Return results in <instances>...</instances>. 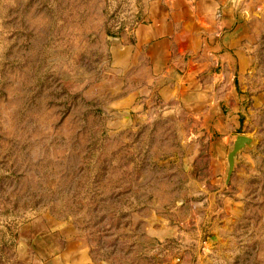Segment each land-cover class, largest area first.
Returning a JSON list of instances; mask_svg holds the SVG:
<instances>
[{"label": "rangeland", "instance_id": "374dc122", "mask_svg": "<svg viewBox=\"0 0 264 264\" xmlns=\"http://www.w3.org/2000/svg\"><path fill=\"white\" fill-rule=\"evenodd\" d=\"M143 2L0 0V264H261L264 0H219L218 32L202 33L212 102L169 113L117 105L137 79L114 75L111 49ZM236 134L252 146L226 183ZM234 193L224 230L215 211Z\"/></svg>", "mask_w": 264, "mask_h": 264}, {"label": "crops", "instance_id": "0c3cea01", "mask_svg": "<svg viewBox=\"0 0 264 264\" xmlns=\"http://www.w3.org/2000/svg\"><path fill=\"white\" fill-rule=\"evenodd\" d=\"M218 2L144 0L139 8L140 20L127 33L132 41L121 37V44L111 49L114 75L137 79L134 89L129 88L127 94L118 99L117 105H129L133 110L142 111L145 105L158 102L165 106L164 112L169 113L177 102L195 101L196 111L203 110L200 102L204 101L207 105L212 102L211 88L215 83L208 78L201 82L200 74L208 68L209 61L203 60H208V55L212 49L216 50V46L211 48L207 39L202 38V33L206 32V36L211 37L218 32L215 20ZM186 52L194 53L187 65L184 62ZM178 71L182 73L181 76H178ZM139 96L143 97L140 99ZM226 122L227 119L223 121L218 117L219 127L227 128L229 125L225 126ZM221 139L215 145V158L208 169L209 187L221 184L225 142L223 137ZM241 196V193L222 195V205L215 211L222 215V223L219 224L222 229L227 230L234 224V214L240 208ZM261 264H264V255L261 256Z\"/></svg>", "mask_w": 264, "mask_h": 264}, {"label": "water", "instance_id": "95a60500", "mask_svg": "<svg viewBox=\"0 0 264 264\" xmlns=\"http://www.w3.org/2000/svg\"><path fill=\"white\" fill-rule=\"evenodd\" d=\"M251 146H252L251 137L244 135V134H236L233 136L231 148L228 151L227 157H226V163H227L226 180H225L226 183L229 180L230 175L233 171L237 153L241 151L242 149H245Z\"/></svg>", "mask_w": 264, "mask_h": 264}]
</instances>
